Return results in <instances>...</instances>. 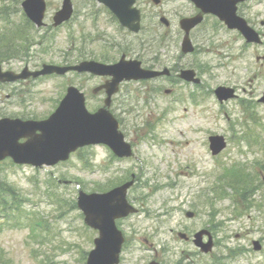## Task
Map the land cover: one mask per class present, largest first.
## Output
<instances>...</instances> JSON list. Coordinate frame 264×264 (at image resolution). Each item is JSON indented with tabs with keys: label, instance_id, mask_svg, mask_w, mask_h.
<instances>
[{
	"label": "rangeland",
	"instance_id": "rangeland-1",
	"mask_svg": "<svg viewBox=\"0 0 264 264\" xmlns=\"http://www.w3.org/2000/svg\"><path fill=\"white\" fill-rule=\"evenodd\" d=\"M47 1L48 26L38 29L25 22L19 0H0L4 70L21 71L27 65L35 70L45 63L73 65L89 59L116 62L125 54L145 66L154 63L173 70L179 64L195 69L202 83L188 84L175 75L177 80L123 84L113 110L137 147L134 159L113 162L108 148L94 146L53 167L22 166L10 159L0 163L1 188L9 187L18 196H5L11 220L0 216V261L86 264L98 234L85 224L77 207L79 190L104 192L135 173L140 180L128 198L139 212L118 221L127 235L123 264L155 257L167 264H264V250L256 252L252 244L264 237V105L258 103L264 93V60H257L264 56V44H247L238 31L207 16L192 33L197 51L180 57L179 21L196 11L188 0H162L159 7L152 0H137L144 32L156 29L163 34L157 42L141 46L132 36L127 43L125 32L95 0H74L77 15L57 28L52 26V16L62 0ZM240 11L264 32V0L247 1ZM159 12L170 26L160 22ZM114 43L130 45L120 50ZM103 81L71 72L63 77L0 82V118H45L71 84L86 93L87 107L95 111L104 96L93 90ZM220 85L236 87L238 99L220 105L214 95ZM212 134H222L229 141L226 151L214 160L199 144ZM254 134L258 141L251 147L248 136ZM233 163L242 165L244 172L220 182ZM186 210L194 211L195 217L188 219ZM204 228L212 232L215 247L211 255L200 252L198 256V249L182 240L179 232Z\"/></svg>",
	"mask_w": 264,
	"mask_h": 264
},
{
	"label": "water",
	"instance_id": "water-1",
	"mask_svg": "<svg viewBox=\"0 0 264 264\" xmlns=\"http://www.w3.org/2000/svg\"><path fill=\"white\" fill-rule=\"evenodd\" d=\"M107 4L112 3L113 6L118 5L116 0H102ZM198 4L204 11H213L218 13L226 23L231 27H239L249 41H258L257 34L249 28L245 21L240 24L236 16V2L239 0H197ZM34 2V1H32ZM120 5L125 3V0H119ZM66 4L70 7V0H66ZM71 8V7H70ZM121 13L125 24H133L132 14L121 8ZM31 14V13H30ZM65 15V7L58 13L56 17L58 23L63 21ZM196 19V22L200 21ZM134 25V24H133ZM135 26V25H134ZM136 27V26H135ZM138 27L136 28V30ZM135 62H121V68L115 71V78L111 83H108L109 98L117 91L118 82L124 77L121 72L134 71L136 68ZM111 66H105L97 62H84L73 67H55L45 66L44 70L33 73L35 76L40 74H48L57 72L65 73L69 69H77L79 71H91L95 74L108 73ZM118 67V66H116ZM116 67L112 68L115 69ZM124 69V70H123ZM30 73L24 72L22 75H16L10 72L0 73L1 79L8 77L9 79H17L19 77H27ZM189 77L192 72H186ZM134 77L144 76L140 72ZM128 76V77H131ZM4 80V79H3ZM221 99L233 96V90L221 87L217 90ZM106 101L110 104V99ZM264 100V99H263ZM34 128V129H31ZM41 130L42 134H36V130ZM22 136H30L32 141L39 140L41 147L26 145L21 146L18 143V138ZM223 137H213L212 148L218 153L225 147ZM107 142L114 148L119 155H129V147L123 142V135L117 131V123L112 118L110 113L105 109H101L96 114H89L84 108L83 94L75 88H69L68 97L63 101L58 111L47 121L43 122H23L20 120L3 119L0 120V159L10 155L16 161L24 162L31 161L33 155L39 150L48 152L50 163H55L60 159H67L68 154L77 146L87 143ZM31 140L27 144H31ZM24 158V160L21 158ZM21 159V160H18ZM132 185V182L126 183L123 186L105 194L87 195L81 193L79 197V206L86 214V222L94 227L102 230L103 237L97 240V249L92 252L89 264H115L118 262V256L121 247V236L116 230L114 220L119 216H125L132 211L126 203L125 195L127 189ZM192 215V214H189ZM256 249L260 248L259 242H255ZM208 250V249H207Z\"/></svg>",
	"mask_w": 264,
	"mask_h": 264
},
{
	"label": "flooded vegetation",
	"instance_id": "flooded-vegetation-1",
	"mask_svg": "<svg viewBox=\"0 0 264 264\" xmlns=\"http://www.w3.org/2000/svg\"><path fill=\"white\" fill-rule=\"evenodd\" d=\"M159 7V6H158ZM199 12V11H198ZM157 14H159V16H161V15H163V13H161V12H159V13H157ZM143 21H144V19H142ZM204 22V21H203ZM133 36V37H137L138 38V40H136V39H134V40H136L137 42H138V44L140 45L141 43H140V41L141 40H143L144 38H145V36H143V37H141L140 35H138V36H136L135 34H133V33H131V32H128L127 33V38L125 39L126 41H128L129 39H128V36ZM162 36H163V34H162V32H160V30H150V32H148L147 33V42L148 41H154V42H157L159 39H162ZM130 45V44H129ZM182 57H183V55H182ZM149 68H153V69H156V68H161L162 66H160V65H154V64H149V66H148ZM176 68H179L180 70L183 68L182 66H180L179 64H177L176 65ZM157 79H160V78H157ZM102 94H104V91L102 92ZM198 256H199V254H198ZM157 261V262H161L160 260V258H158V257H155V258H152V261ZM151 260H149V261H144L143 263H140V264H148L149 262H150ZM162 263V262H161ZM120 264H123V262L121 261L120 262Z\"/></svg>",
	"mask_w": 264,
	"mask_h": 264
},
{
	"label": "bare ground",
	"instance_id": "bare-ground-1",
	"mask_svg": "<svg viewBox=\"0 0 264 264\" xmlns=\"http://www.w3.org/2000/svg\"><path fill=\"white\" fill-rule=\"evenodd\" d=\"M218 262V261H217Z\"/></svg>",
	"mask_w": 264,
	"mask_h": 264
}]
</instances>
